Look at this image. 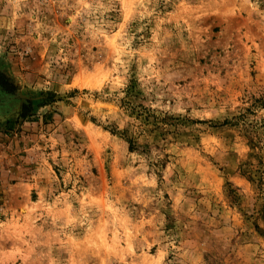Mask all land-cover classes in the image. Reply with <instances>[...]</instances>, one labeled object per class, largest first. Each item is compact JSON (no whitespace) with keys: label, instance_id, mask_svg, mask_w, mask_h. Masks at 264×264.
I'll use <instances>...</instances> for the list:
<instances>
[{"label":"rangeland","instance_id":"374dc122","mask_svg":"<svg viewBox=\"0 0 264 264\" xmlns=\"http://www.w3.org/2000/svg\"><path fill=\"white\" fill-rule=\"evenodd\" d=\"M256 100L264 0H0V264H264Z\"/></svg>","mask_w":264,"mask_h":264},{"label":"trees","instance_id":"16d2710c","mask_svg":"<svg viewBox=\"0 0 264 264\" xmlns=\"http://www.w3.org/2000/svg\"><path fill=\"white\" fill-rule=\"evenodd\" d=\"M256 102H264V100H256ZM238 121H240L242 119V117H237ZM225 123H229L228 121H226Z\"/></svg>","mask_w":264,"mask_h":264}]
</instances>
